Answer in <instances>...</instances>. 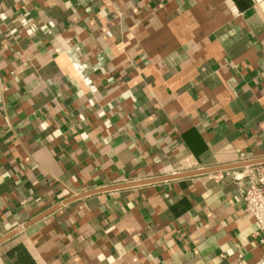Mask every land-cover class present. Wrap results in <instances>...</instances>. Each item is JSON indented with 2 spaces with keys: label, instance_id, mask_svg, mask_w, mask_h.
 Masks as SVG:
<instances>
[{
  "label": "crops",
  "instance_id": "obj_1",
  "mask_svg": "<svg viewBox=\"0 0 264 264\" xmlns=\"http://www.w3.org/2000/svg\"><path fill=\"white\" fill-rule=\"evenodd\" d=\"M260 158L255 0H0V264H257L244 167L62 203Z\"/></svg>",
  "mask_w": 264,
  "mask_h": 264
},
{
  "label": "built area",
  "instance_id": "obj_2",
  "mask_svg": "<svg viewBox=\"0 0 264 264\" xmlns=\"http://www.w3.org/2000/svg\"><path fill=\"white\" fill-rule=\"evenodd\" d=\"M257 6L264 12V0H255ZM231 12L238 15L234 7H230ZM19 23L25 27L29 25L30 19L26 14L19 17ZM85 67L83 65H75L77 71H82ZM245 179L244 184H240L239 192L243 200L245 210L252 215L257 224L256 236L259 243L264 244V163L244 167ZM241 177L233 174V179L238 182ZM257 264H264V258Z\"/></svg>",
  "mask_w": 264,
  "mask_h": 264
},
{
  "label": "water",
  "instance_id": "obj_3",
  "mask_svg": "<svg viewBox=\"0 0 264 264\" xmlns=\"http://www.w3.org/2000/svg\"><path fill=\"white\" fill-rule=\"evenodd\" d=\"M261 163H264V158L255 159V160H249V161H244V162H239V163H235V164H231V165H223V166H219V167H212V168L199 169V170L190 171V172L177 173V174H173V175L160 176V177H156V178H152V179H146V180H141V181H133V182H128V183H123V184L112 186V187L94 189V190H90V191L81 193L79 195H76L74 197H71V198L67 199L62 204H66V203L71 202V201H73L75 199H78V198H81L83 196H86V195H89V194H93V193L110 191V190L126 188V187H131V186H137V185H143V184H148V183H153V182L177 179V178H181V177H188V176H194V175H199V174H206V173H212V172H217V171H224V170H229V169L247 167V166L261 164ZM59 206H61V204H58V205L52 207L51 209H49L48 211H46L45 213H43L42 215H40L36 219L26 223L22 227H26V226L30 225L31 223H33L34 221L38 220L39 218L45 216L46 214L50 213L51 211H54ZM18 229H15L12 232L8 233L7 235L1 237L0 238V243L2 241H4L5 239L9 238L10 236H12L13 234H15Z\"/></svg>",
  "mask_w": 264,
  "mask_h": 264
}]
</instances>
